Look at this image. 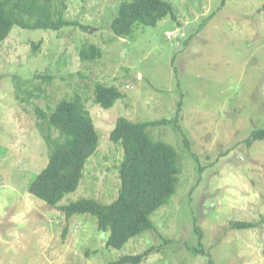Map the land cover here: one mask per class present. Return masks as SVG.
<instances>
[{
	"label": "rangeland",
	"instance_id": "374dc122",
	"mask_svg": "<svg viewBox=\"0 0 264 264\" xmlns=\"http://www.w3.org/2000/svg\"><path fill=\"white\" fill-rule=\"evenodd\" d=\"M123 1L66 0V18L80 25L15 26L0 44V264H107L152 246L141 264H264V139L247 144L264 128V0H170L183 26L167 16L119 37L111 24ZM91 43L102 56L83 61L80 49ZM97 81L122 92L112 108L96 103ZM76 95L99 146L61 205L118 197L124 150L110 139L117 117L172 119L179 109L180 129L148 128L179 155L177 189L152 216L156 229L119 249L106 244L95 216L68 219L29 191L50 151L41 111Z\"/></svg>",
	"mask_w": 264,
	"mask_h": 264
},
{
	"label": "trees",
	"instance_id": "16d2710c",
	"mask_svg": "<svg viewBox=\"0 0 264 264\" xmlns=\"http://www.w3.org/2000/svg\"><path fill=\"white\" fill-rule=\"evenodd\" d=\"M66 7V0H0V44L15 26L58 31L80 25L78 21L66 18ZM167 16L179 21L170 0H125L120 4L111 28L116 36L126 37L132 34L135 26L156 25ZM178 23L183 26L180 21ZM82 28L90 29L85 25ZM101 56V47L94 43L85 44L80 49L83 61H94ZM37 77L53 78L47 73ZM122 96L116 85L95 82L94 99L103 108H112ZM178 113L179 109L172 119L149 121L117 117L110 139L120 143L124 150L118 197L110 203L94 197H80L61 205L68 194L78 189L86 164L99 146V133L83 98L76 95L62 99L50 112L41 111L44 117L41 130L50 151L47 165L30 183L29 191L48 205L60 207L68 219L75 215L95 216L98 229L108 233L106 244L122 248L131 238L156 229L152 216L170 202L177 189L181 173L179 155L173 145L154 139L148 128L174 122L180 129ZM52 129L59 131V137H52ZM263 139L264 128L257 129L247 139V144ZM233 227H256V224L235 221ZM195 231L201 237L202 231L198 226ZM154 250L152 246L138 254H125L107 264H141ZM209 264H214V261L210 259Z\"/></svg>",
	"mask_w": 264,
	"mask_h": 264
},
{
	"label": "built area",
	"instance_id": "2783aa9c",
	"mask_svg": "<svg viewBox=\"0 0 264 264\" xmlns=\"http://www.w3.org/2000/svg\"><path fill=\"white\" fill-rule=\"evenodd\" d=\"M170 35V34H169Z\"/></svg>",
	"mask_w": 264,
	"mask_h": 264
}]
</instances>
